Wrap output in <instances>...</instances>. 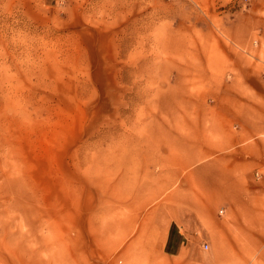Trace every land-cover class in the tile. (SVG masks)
<instances>
[{"label": "rangeland", "instance_id": "rangeland-1", "mask_svg": "<svg viewBox=\"0 0 264 264\" xmlns=\"http://www.w3.org/2000/svg\"><path fill=\"white\" fill-rule=\"evenodd\" d=\"M245 80L263 108L264 0H0V264H264L259 167L226 183L248 211L182 238L200 259L161 250L177 205L209 199L193 153L264 152Z\"/></svg>", "mask_w": 264, "mask_h": 264}, {"label": "crops", "instance_id": "crops-1", "mask_svg": "<svg viewBox=\"0 0 264 264\" xmlns=\"http://www.w3.org/2000/svg\"><path fill=\"white\" fill-rule=\"evenodd\" d=\"M237 78H250L252 75L251 70H241L238 69L236 71ZM246 87H236L237 92L235 91V96H233L232 101H240L246 107H243L244 117L241 120V124L245 126L256 125L257 119L260 118V123L264 124V107L259 108L255 105L257 102L256 97L258 95L255 88L251 87L250 84L252 82L250 80H245ZM245 90H251L249 93ZM263 99V98H261ZM233 102V103H234ZM235 105V104H234ZM234 105L232 104V109H234ZM231 106V105H230ZM230 110V107L228 108ZM235 110V109H234ZM235 113L230 112L224 114L222 119V125H230L236 120L234 115ZM259 115V116H258ZM235 140H230L226 144L227 146L223 147V150L227 152V148L234 145ZM249 150V149H248ZM245 151V150H242ZM232 153H193L191 157H208L215 158L211 161H208L205 164H202L199 169H197L196 173H202L206 175L207 186L203 187V190L206 192L207 197H209L208 201L204 205H185L181 206L177 205L175 212L177 214L175 219H172L168 223V227L164 231L162 237H164L162 252L166 255H171L173 257H178L181 254H187V257L190 260H198L202 256L199 254L198 250L192 246L193 240L189 243V246L182 245L183 239H197L199 237H210L212 230H216L219 228L218 221L216 220L214 213L218 206L225 204L229 206L232 210L233 207H236V212L239 214L244 211H248V207L246 204H240L236 206L235 201L233 203L230 200H226L230 194H234L235 190H233L230 184H226L227 181L231 179V177L237 174V177L234 179L235 182H238L240 185L239 197L244 195L246 192V186L249 184L248 178L250 171L257 170L264 177V152L260 151L258 153H236L237 151H230ZM242 159H241V156ZM246 158H244L245 156ZM258 157L260 160H258ZM244 158V159H243ZM217 173H221L220 178L213 179V176ZM233 180V179H232ZM231 180V181H232ZM246 185V186H245ZM228 194V195H227ZM225 201V202H224ZM242 200H240L241 202ZM235 211V210H234ZM205 213L208 215L207 219H202L200 214ZM188 214V215H185ZM223 232L225 230L221 229ZM227 236V233H224ZM181 239V242H180ZM194 263V262H190Z\"/></svg>", "mask_w": 264, "mask_h": 264}, {"label": "built area", "instance_id": "built-area-1", "mask_svg": "<svg viewBox=\"0 0 264 264\" xmlns=\"http://www.w3.org/2000/svg\"><path fill=\"white\" fill-rule=\"evenodd\" d=\"M202 248H203L204 251L208 250V246L207 245H203Z\"/></svg>", "mask_w": 264, "mask_h": 264}]
</instances>
